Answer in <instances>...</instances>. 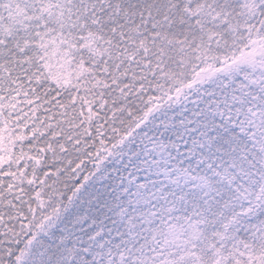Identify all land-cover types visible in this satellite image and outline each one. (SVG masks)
Segmentation results:
<instances>
[{"label": "snow or ice", "instance_id": "snow-or-ice-1", "mask_svg": "<svg viewBox=\"0 0 264 264\" xmlns=\"http://www.w3.org/2000/svg\"><path fill=\"white\" fill-rule=\"evenodd\" d=\"M0 264H264V0H0Z\"/></svg>", "mask_w": 264, "mask_h": 264}]
</instances>
